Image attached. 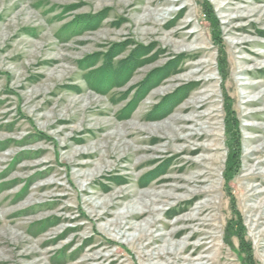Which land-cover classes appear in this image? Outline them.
<instances>
[{"label":"rangeland","instance_id":"obj_1","mask_svg":"<svg viewBox=\"0 0 264 264\" xmlns=\"http://www.w3.org/2000/svg\"><path fill=\"white\" fill-rule=\"evenodd\" d=\"M0 264H264V0H0Z\"/></svg>","mask_w":264,"mask_h":264}]
</instances>
